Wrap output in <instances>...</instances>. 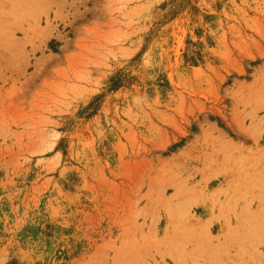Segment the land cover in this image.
Masks as SVG:
<instances>
[{
    "label": "rangeland",
    "instance_id": "obj_1",
    "mask_svg": "<svg viewBox=\"0 0 264 264\" xmlns=\"http://www.w3.org/2000/svg\"><path fill=\"white\" fill-rule=\"evenodd\" d=\"M0 264H264V0H0Z\"/></svg>",
    "mask_w": 264,
    "mask_h": 264
},
{
    "label": "bare ground",
    "instance_id": "obj_2",
    "mask_svg": "<svg viewBox=\"0 0 264 264\" xmlns=\"http://www.w3.org/2000/svg\"><path fill=\"white\" fill-rule=\"evenodd\" d=\"M184 209H185V208L182 209V212L186 211V210H184ZM202 222H203V221H202ZM202 222H200V223H202Z\"/></svg>",
    "mask_w": 264,
    "mask_h": 264
}]
</instances>
